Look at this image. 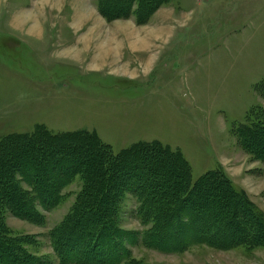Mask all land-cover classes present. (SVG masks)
I'll use <instances>...</instances> for the list:
<instances>
[{"label":"rangeland","instance_id":"rangeland-1","mask_svg":"<svg viewBox=\"0 0 264 264\" xmlns=\"http://www.w3.org/2000/svg\"><path fill=\"white\" fill-rule=\"evenodd\" d=\"M170 8L178 11L166 30L158 16L143 24L134 17L106 21L95 0H0V138L31 134L41 125L54 133H95L115 153L161 141L189 161L194 181L221 167L264 212V161L234 133L264 107L257 91L264 82V0H174L159 14L171 15ZM22 13L30 16L23 19ZM13 26L24 29L20 33ZM86 28L97 31V43L84 46L81 37L70 35ZM30 29L47 33L37 39L24 34ZM114 37H120L125 55L130 50L125 38L146 42L147 61L135 55L130 70L117 63L89 65L85 58L96 60L99 46L109 51ZM22 187L31 190L26 182ZM83 187L81 175L75 176L62 187V200L50 209L39 205V216L31 220L7 211L6 227L45 264H61L51 233L73 210ZM139 209L127 191L116 215L118 241L130 254L121 264H264V245L195 243L179 251L149 246L143 242L149 226L142 224ZM242 211L245 227L249 216Z\"/></svg>","mask_w":264,"mask_h":264},{"label":"trees","instance_id":"trees-1","mask_svg":"<svg viewBox=\"0 0 264 264\" xmlns=\"http://www.w3.org/2000/svg\"><path fill=\"white\" fill-rule=\"evenodd\" d=\"M173 1L97 0L96 5L106 21L134 17L143 24ZM257 91L264 96V82ZM248 117L234 133L250 154L264 161V107ZM77 175L83 178V190L51 233L61 264H121L130 257L118 241L122 233L116 217L130 190L140 204L138 217L149 226L143 233L149 246L179 251L195 243L220 248L264 245V212L221 167L194 181L189 161L161 141L139 142L115 153L95 133H54L40 125L31 134L0 138V264H45L23 247L22 238L12 236L5 214L34 219L39 205L50 209L62 200V187ZM242 210L249 216L245 227Z\"/></svg>","mask_w":264,"mask_h":264},{"label":"crops","instance_id":"crops-1","mask_svg":"<svg viewBox=\"0 0 264 264\" xmlns=\"http://www.w3.org/2000/svg\"><path fill=\"white\" fill-rule=\"evenodd\" d=\"M97 0H95V3H96ZM172 4V3H170ZM164 8H167V6H164L162 7L151 19V21L155 20L158 16V18H160L159 20L162 21V23H164V28L166 30H169L171 27H173V21H174V16L176 15L177 11L175 8H170L172 10V14L169 15V16H166V17H163L159 14V12H161L162 9ZM169 8V7H168ZM166 14V13H164ZM24 15H28V14H23L22 13V18L24 17ZM30 16V15H28ZM163 17V18H162ZM20 18V17H19ZM32 19H30L31 21L34 20V17H30ZM21 19V18H20ZM24 19V18H23ZM22 19V20H23ZM162 19V20H161ZM26 20V18H25ZM38 24H40V22H38ZM168 27V28H167ZM163 28V29H164ZM12 29H14V31H18L20 33H22V29L23 26H18V27H12ZM172 30V29H171ZM46 31L44 30H38V31H35L34 29H30L29 31H26L24 32V34H27V35H31L35 38H43L46 36ZM70 35L73 37H81V42L83 43L84 46H87L86 44H94V43H97V40L98 37H99V34L97 33L96 30H93V29H90V28H86V29H81V30H77V29H73L72 31H70ZM80 35V36H79ZM82 38H83V41H82ZM120 37L118 38H115L114 39H111L110 42H112L113 44L111 45V49L109 51H107L106 49L103 50V48H105V46H99L98 49V52L97 54L98 57H97V54L94 56V58L97 60L99 58H102L103 60L100 62L96 61V60H93V56H87L85 59L86 60H89L88 64L89 65H92V67L96 68L97 65L101 64V66L106 67H110L111 65H115L116 63L119 65L118 68H126L125 70H130L131 68V65L133 64L132 61H137L138 57L137 54H140V57L141 59H145L147 61V52L145 50H151L149 46H147L146 42H142V43H137L135 44V41H132L129 38H125L128 42H129V47H130V50L128 51V54L125 55V52H122L121 51V46L119 45L120 42L118 41ZM90 39H92V41H90ZM110 42H109V45H110ZM146 43V44H145ZM139 44V45H138ZM82 45V44H81ZM117 46V47H116ZM100 54H103V56H101ZM136 55V56H135ZM100 56V57H99ZM92 57V58H91ZM114 63V64H113ZM96 66V67H95ZM112 67V66H111Z\"/></svg>","mask_w":264,"mask_h":264}]
</instances>
